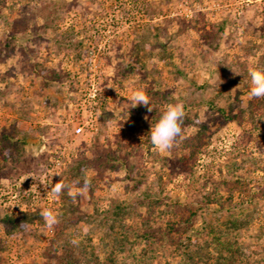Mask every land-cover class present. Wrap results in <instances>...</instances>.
I'll list each match as a JSON object with an SVG mask.
<instances>
[{
  "label": "rangeland",
  "instance_id": "obj_1",
  "mask_svg": "<svg viewBox=\"0 0 264 264\" xmlns=\"http://www.w3.org/2000/svg\"><path fill=\"white\" fill-rule=\"evenodd\" d=\"M252 68L264 0H0V137L23 138L0 150V264H204L206 243L213 264L218 240L264 264ZM138 89L153 111L130 107ZM176 103L184 139L159 151L148 131ZM85 178L68 221L22 226Z\"/></svg>",
  "mask_w": 264,
  "mask_h": 264
},
{
  "label": "clouds",
  "instance_id": "obj_2",
  "mask_svg": "<svg viewBox=\"0 0 264 264\" xmlns=\"http://www.w3.org/2000/svg\"><path fill=\"white\" fill-rule=\"evenodd\" d=\"M239 75L238 73H234ZM252 98H264V68H252L249 71ZM144 106L147 111H153L151 100L144 90H135L132 93L130 107ZM185 111L182 103L168 104L160 113L155 123L151 124L148 131L152 145L159 151H171L179 141L184 139L183 125ZM91 188V179L85 178L81 182L77 180L75 185L66 183L63 179L58 180L51 187L54 196L59 197L67 191L68 196L75 201L78 196L88 192ZM41 217L49 228H53L59 223L58 214L53 210L45 208L40 212ZM73 245L78 244L77 240H72Z\"/></svg>",
  "mask_w": 264,
  "mask_h": 264
},
{
  "label": "trees",
  "instance_id": "obj_3",
  "mask_svg": "<svg viewBox=\"0 0 264 264\" xmlns=\"http://www.w3.org/2000/svg\"><path fill=\"white\" fill-rule=\"evenodd\" d=\"M149 28V27H148ZM230 118V117H229ZM232 118V117H231ZM23 138L17 136L16 138L12 139V136H4V138L0 137V150L4 152V154L8 155L10 154L11 147L16 148V150L19 152L22 151V143ZM79 166V165H78ZM78 168V167H77ZM60 201V206L58 208V219L59 223H62L64 221H68L70 219L71 212L75 209V207L72 204V199L68 196V194L62 193L61 196L57 197ZM41 215L39 211L33 212L28 211L25 212L24 215L20 218V223L23 227H27L28 224L34 223L37 219H40ZM9 220L13 221V218L10 217ZM207 243L205 245H202L199 247V250L196 251L197 255L201 260H204V264H212L209 263L210 251L207 247ZM216 248V255L215 260L213 264H236V262L240 258V247L237 244V241H222L218 240V243L215 246ZM226 250V251H225ZM209 251V252H208ZM203 257H206L203 259Z\"/></svg>",
  "mask_w": 264,
  "mask_h": 264
},
{
  "label": "built area",
  "instance_id": "obj_4",
  "mask_svg": "<svg viewBox=\"0 0 264 264\" xmlns=\"http://www.w3.org/2000/svg\"><path fill=\"white\" fill-rule=\"evenodd\" d=\"M81 129H82V127H81V126H77V127L75 128V131L78 133V132H80V131H81Z\"/></svg>",
  "mask_w": 264,
  "mask_h": 264
}]
</instances>
